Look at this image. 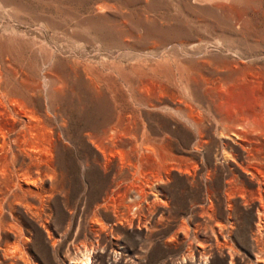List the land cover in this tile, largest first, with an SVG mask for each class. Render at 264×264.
Listing matches in <instances>:
<instances>
[{"label": "rangeland", "instance_id": "374dc122", "mask_svg": "<svg viewBox=\"0 0 264 264\" xmlns=\"http://www.w3.org/2000/svg\"><path fill=\"white\" fill-rule=\"evenodd\" d=\"M85 248L264 264V0H0V264Z\"/></svg>", "mask_w": 264, "mask_h": 264}, {"label": "bare ground", "instance_id": "6f19581e", "mask_svg": "<svg viewBox=\"0 0 264 264\" xmlns=\"http://www.w3.org/2000/svg\"><path fill=\"white\" fill-rule=\"evenodd\" d=\"M8 93V92H7ZM4 94V93H3ZM6 97V96H5ZM190 98V97H189ZM190 101V100H189ZM188 100H187V98L186 99H184V98H179L177 101H175L176 102V104H177V107L175 108V110L174 111H176L177 110V112H179L180 114H181V116L184 118V120H186V122H189L190 123V125H191V123L193 124L192 126H195V127H198V125L202 122V120H203V118H202V116H203V114H202V116H201V113L200 112H197V113H195L194 114V108H193V105L191 104V102H189ZM9 107V106H8ZM13 107H14V105H13ZM15 108V107H14ZM9 110V109H8ZM196 112V111H195ZM12 113H13V111H12ZM16 115V114H15ZM19 115V114H18ZM204 117V116H203ZM202 125V124H201ZM117 126V125H116ZM115 127V126H114ZM115 129V128H114ZM112 131V130H111ZM115 131V130H114ZM113 132V131H112ZM143 132H145V131H143ZM102 133V132H101ZM111 133V132H110ZM114 133V132H113ZM112 133V134H113ZM103 134H105V133H103ZM116 134V133H115ZM144 134V133H143ZM143 134H142V137H141V144H140V146H142L143 145V140L145 141L146 139L145 138H143V137H145V136H143ZM105 135H109V134H105ZM105 135H103V136H105ZM114 135V134H113ZM112 135V136H113ZM144 135H146V134H144ZM112 136L110 135V137L109 138H107L106 136V138H107V140H109V141H113L112 140ZM102 138V137H101ZM114 139V138H113ZM117 139V138H116ZM12 140V139H11ZM103 140V139H102ZM99 142V141H98ZM147 142V141H146ZM104 145H105V140H104ZM109 143V142H108ZM106 144H107V142H106ZM111 144H112V142H111ZM96 145H97V143H96ZM108 145V144H107ZM102 146V145H101ZM106 146V145H105ZM240 146H242V144L240 145ZM102 148H103V146H102ZM104 149V148H103ZM110 151V150H109ZM104 155V154H103ZM236 161V160H235ZM239 161V160H238ZM236 163V162H235ZM236 164H238V163H236ZM247 165H246V163L243 161V160H241L240 162H239V164H238V168H240V170L242 171L241 172V175H243L245 178H247L248 180H250V181H252V178L254 177V174L255 173H253V172H251L250 170L248 171L247 170V168L245 169V167H246ZM250 175V176H249ZM145 182H146V184L148 185V187H150V188H155V184H154V181H150V180H148V178H147V180H145ZM206 187H207V185H206ZM135 198L136 199H138L137 200V202L136 203H140V202H142V201H144V200H146L145 199V196H143V194L141 193V192H139V191H136L135 192ZM135 199V200H136ZM136 205V204H135ZM80 256L79 257H77V258H75L74 260H73V262L75 263L76 262V260L78 259V263H81V264H85L86 262L88 263V261H89V250L87 249V248H85L84 250H81V253L79 254ZM73 263V264H74Z\"/></svg>", "mask_w": 264, "mask_h": 264}]
</instances>
